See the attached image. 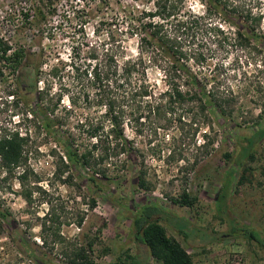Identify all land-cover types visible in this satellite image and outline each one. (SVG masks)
I'll return each mask as SVG.
<instances>
[{
	"label": "rangeland",
	"instance_id": "rangeland-1",
	"mask_svg": "<svg viewBox=\"0 0 264 264\" xmlns=\"http://www.w3.org/2000/svg\"><path fill=\"white\" fill-rule=\"evenodd\" d=\"M41 1L0 0V39L12 45H26L33 53L45 49L48 66L56 65L57 59L68 62L73 43L83 50L82 44H89L96 47L99 54L121 44L128 49V55L137 56V39L130 38V27L139 25L135 19L142 13L155 11L154 0L150 3L61 0L57 12L52 15L40 10ZM243 1L253 17L264 15V0ZM182 3L185 12L205 13L202 0H183ZM40 11L45 13V19ZM26 14L30 20L23 23ZM45 20L55 27L51 30L50 26L42 34L45 26L39 24ZM207 23L222 32L217 37V32L205 28L194 34V52L202 56V64L197 67L214 77L210 86L231 88L239 95L235 120L240 127L228 133L217 126L213 130L203 128L197 135V144L186 140L187 133L183 137L173 130L145 128L143 134L136 135L127 128L126 134L134 141V149L146 156L144 167L148 171L150 192L137 186L133 174L140 168L141 160L133 154L122 158L130 168L129 172H124V178L104 182L105 192L100 193L96 186L78 176V172L88 175L87 171L68 165L63 150L34 117L36 70L28 66L7 80L0 78V138L10 132H19L28 140L26 164L17 170L12 180L4 179L5 171L0 174V205L11 215L10 225L8 221L3 223L4 231L0 236V264H42V260L66 264L65 254H70L75 245L85 246L90 241L95 242L91 255L96 264H132L136 257L144 264H159L145 247H139L132 227L136 208L147 204L163 206L179 218L186 229L188 222L191 223L188 239L171 225L164 226L169 236L187 248L195 264H229L234 252L242 253L245 264H264L262 247L244 236L232 237L231 233L234 227H241L264 235V139L255 147L252 160L246 158L252 147L246 144L241 148L235 138L251 136L257 125L264 127V51L258 52L253 45L241 49L234 41L235 30L215 15ZM260 27L264 34V16ZM69 35L73 40L67 39ZM82 57L87 54L83 52ZM258 70L263 71L259 76ZM49 71L47 68L45 72ZM17 77L22 79L26 92L22 96L17 92V102H12L8 93L16 89ZM64 77L63 85L69 84L66 72ZM53 85L52 91L58 93L60 83ZM38 87L45 86L39 83ZM69 108L70 102L65 96L57 115L67 118ZM84 108L81 100L76 112L63 120L66 124L63 131L77 132L76 123L82 119L80 113ZM90 113L96 112L91 109ZM174 136L177 141L172 143L170 139ZM203 136L213 141L205 149L200 147L204 143ZM159 150L164 157L161 160L153 155ZM173 150L177 157L181 154L185 160L167 161V155ZM226 153H233L231 160L224 158ZM196 160L199 163L190 169ZM239 165L243 166L240 175L232 181L230 177L234 171L231 169ZM121 166L118 163L115 168ZM25 172L28 178L20 184V176ZM244 175L243 184L238 183ZM184 191L198 198L193 208H180L172 203L171 199L179 198ZM26 194H30L28 201ZM92 200L96 201L94 209L91 208ZM46 221L47 228L43 230ZM20 237L26 239L39 260L21 248Z\"/></svg>",
	"mask_w": 264,
	"mask_h": 264
},
{
	"label": "trees",
	"instance_id": "trees-1",
	"mask_svg": "<svg viewBox=\"0 0 264 264\" xmlns=\"http://www.w3.org/2000/svg\"><path fill=\"white\" fill-rule=\"evenodd\" d=\"M60 1L42 0L40 10L54 15ZM182 2L183 0H154L155 11H146L135 19L139 25L130 27L129 34L130 38L137 39V56L128 55V49L121 44L99 54L96 47L89 44H82L85 48L83 50L73 43L68 62L59 58L56 65L48 66L46 61L49 59L45 49L40 53H33L27 50L26 45H12L5 39H0V78L7 80L9 76H15L28 66L36 70L38 77L34 93L37 104L33 110L34 117L46 134L63 150L68 165L87 171L88 175L78 172V176L92 183L102 194L105 192L102 187L104 182L122 180L124 172H129V164L122 161V158L133 154L141 160L140 168L133 174L138 188L147 192L152 190L148 183V171L144 167L146 156L134 149V141L126 134L127 128L136 135L143 134L145 128L155 131L173 130L183 137L187 133L186 140L197 144V135L203 128L213 130L217 126L228 133V130L236 131L240 127L235 120L239 95L231 88L225 90L217 85L210 86L214 77L206 75L204 69L197 67L202 64V56L198 57L197 52H194L192 38L205 28L210 32H217V37L220 36L221 29L207 23L215 15L235 30L234 41L241 49L246 50L253 45L258 52L264 51V34L260 27L264 15L253 17L243 0H202L205 7L203 15L183 11ZM41 11L39 14L45 19V13ZM29 20L30 16L26 14L23 23H28ZM37 20L38 18L35 22ZM43 22L39 25L45 26L41 29V33L45 34L51 23L46 20ZM54 27L52 24L51 30ZM69 38L73 40L70 35L67 39ZM83 52L87 57H82ZM47 68H50L49 72H45ZM65 72L70 83L63 85ZM257 73L259 76L263 71L258 70ZM16 81V89L8 93L12 102H17L18 93L22 96L26 92L22 79L17 77ZM39 83L45 87L39 88ZM54 83H60L58 93L52 91ZM65 96L70 102V108L66 111L67 118L57 115ZM81 100L85 108L80 113L82 119L76 123L77 132L72 129L63 131L66 125L63 120L76 112ZM91 109L96 113L91 114ZM235 138L241 148L246 144L252 147L253 150L246 158L253 160L255 147L264 139V127L257 125L251 136ZM203 140L200 147L204 149L213 142L207 136H203ZM170 141L175 143L177 137H172ZM27 146V138L19 132H10L0 138V174L5 171V180H12L17 170L26 164ZM153 155L160 160L164 158L161 150ZM232 157L233 153L224 154L228 161ZM166 159L185 160L181 154L177 157L174 150L169 152ZM118 163L122 166L116 169ZM198 163L197 160L193 162L190 169L195 168ZM242 167L239 165L231 169V172L234 171L230 177L232 181L237 180ZM27 178L28 173L25 172L20 176V184H24ZM239 179L238 183L243 184L246 177L244 175ZM25 198L28 201L30 194H26ZM171 201L180 208H193L198 203V198L184 191L179 198H172ZM95 207L96 201L92 200L91 208ZM10 216L0 205V236L4 231L3 223L8 221L10 225ZM174 217L176 218L172 212L159 204L136 208L132 227L139 247H145L149 256L159 264H195L187 248L176 238L169 236L164 226L171 225L188 239L191 223L188 222L189 228L186 229L182 221ZM47 222L43 224V230H46ZM79 225H82V221ZM231 233L232 237L244 236L264 249V235L260 232L234 227ZM44 245H47L46 239ZM20 246L39 260L23 237H20ZM94 246V241L87 242L85 246L75 245L70 254H65L66 264H96L91 255ZM137 258L132 259V264H144ZM42 264L50 263L42 260Z\"/></svg>",
	"mask_w": 264,
	"mask_h": 264
},
{
	"label": "built area",
	"instance_id": "built-area-1",
	"mask_svg": "<svg viewBox=\"0 0 264 264\" xmlns=\"http://www.w3.org/2000/svg\"><path fill=\"white\" fill-rule=\"evenodd\" d=\"M229 264H245L242 253L241 252H234L233 257Z\"/></svg>",
	"mask_w": 264,
	"mask_h": 264
}]
</instances>
